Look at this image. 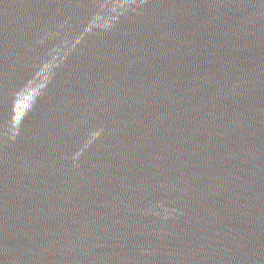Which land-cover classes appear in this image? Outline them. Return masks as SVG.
Masks as SVG:
<instances>
[{
	"label": "water",
	"instance_id": "water-1",
	"mask_svg": "<svg viewBox=\"0 0 264 264\" xmlns=\"http://www.w3.org/2000/svg\"><path fill=\"white\" fill-rule=\"evenodd\" d=\"M0 264H264V0H0Z\"/></svg>",
	"mask_w": 264,
	"mask_h": 264
}]
</instances>
